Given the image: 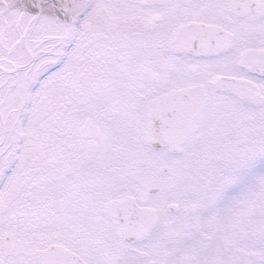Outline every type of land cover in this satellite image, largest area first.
Segmentation results:
<instances>
[{"label": "snow or ice", "instance_id": "obj_1", "mask_svg": "<svg viewBox=\"0 0 264 264\" xmlns=\"http://www.w3.org/2000/svg\"><path fill=\"white\" fill-rule=\"evenodd\" d=\"M229 145L264 153V0H0V264H264V189L185 239Z\"/></svg>", "mask_w": 264, "mask_h": 264}, {"label": "rangeland", "instance_id": "obj_2", "mask_svg": "<svg viewBox=\"0 0 264 264\" xmlns=\"http://www.w3.org/2000/svg\"><path fill=\"white\" fill-rule=\"evenodd\" d=\"M213 157L208 164L211 180L204 189L197 227L185 239L198 240L197 232L201 227L218 225L228 220L264 189V171H260L264 169V153L248 150V155L241 164L229 161L218 152ZM214 242L243 248L250 241L248 234L243 232L226 238L217 231Z\"/></svg>", "mask_w": 264, "mask_h": 264}, {"label": "flooded vegetation", "instance_id": "obj_3", "mask_svg": "<svg viewBox=\"0 0 264 264\" xmlns=\"http://www.w3.org/2000/svg\"><path fill=\"white\" fill-rule=\"evenodd\" d=\"M216 152L221 153L222 155H225V157L236 164H241L248 155L247 148L243 146H227V147H221ZM216 155V153H215ZM241 157V160L239 158ZM214 158V157H213Z\"/></svg>", "mask_w": 264, "mask_h": 264}]
</instances>
